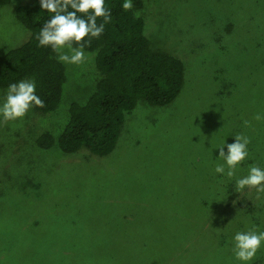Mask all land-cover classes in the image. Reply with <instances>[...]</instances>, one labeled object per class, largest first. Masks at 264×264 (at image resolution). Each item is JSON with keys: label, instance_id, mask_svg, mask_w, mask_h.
<instances>
[{"label": "rangeland", "instance_id": "obj_1", "mask_svg": "<svg viewBox=\"0 0 264 264\" xmlns=\"http://www.w3.org/2000/svg\"><path fill=\"white\" fill-rule=\"evenodd\" d=\"M29 1L0 6V54L29 36L15 18ZM137 13L151 47L183 61L180 93L137 100L108 155L41 149L39 133L58 135L98 78L92 52L63 63L55 111L0 123V264H233L246 207L264 217V193L218 178L209 147L246 135L242 167L264 166V0H145Z\"/></svg>", "mask_w": 264, "mask_h": 264}, {"label": "trees", "instance_id": "obj_2", "mask_svg": "<svg viewBox=\"0 0 264 264\" xmlns=\"http://www.w3.org/2000/svg\"><path fill=\"white\" fill-rule=\"evenodd\" d=\"M9 1L0 0V6ZM144 2L133 0V8L124 11L121 0H106L112 18L103 35L92 39L85 49L94 53L98 71L94 90L84 102L69 104L67 120L58 135L50 131L39 133L36 147L45 150L57 147L63 153L85 148L98 156L108 155L116 146L125 115L137 100L167 106L178 96L184 85V63L168 51L151 47L144 33V19L137 13ZM15 18L29 31V36L0 54V88L31 77L37 83V94L44 100V107L33 110L53 112L62 101L67 76L57 54L50 48L37 46L36 35L48 14L40 11L38 0H30L17 6ZM101 20L98 18L97 22ZM246 208L243 218L264 226L262 214L256 220L252 213L255 207ZM252 264H264V247L258 250Z\"/></svg>", "mask_w": 264, "mask_h": 264}, {"label": "clouds", "instance_id": "obj_3", "mask_svg": "<svg viewBox=\"0 0 264 264\" xmlns=\"http://www.w3.org/2000/svg\"><path fill=\"white\" fill-rule=\"evenodd\" d=\"M39 9L48 14L36 35L38 47L50 48L57 54V60L66 65H80L86 61V47L92 39L100 38L105 25L112 18L106 0H38ZM124 11L133 8V0H121ZM102 18L98 23L97 19ZM44 107V100L37 94V83L29 77L8 83L0 95V123L22 120L33 108ZM256 120L264 119L260 113ZM247 126L248 121L244 122ZM234 141L225 138L209 147L218 149L213 172L218 178L226 177L235 183V189H255L264 193V166L249 164L246 170L242 162L250 159V138L243 134L232 135ZM205 147V146H204ZM207 148V147H206ZM226 149V150H225ZM243 173V174H241ZM233 264H252L257 252L264 247V226L246 223L229 237Z\"/></svg>", "mask_w": 264, "mask_h": 264}]
</instances>
